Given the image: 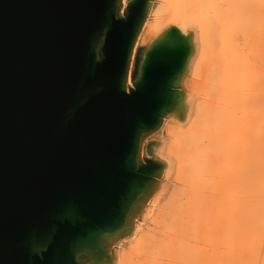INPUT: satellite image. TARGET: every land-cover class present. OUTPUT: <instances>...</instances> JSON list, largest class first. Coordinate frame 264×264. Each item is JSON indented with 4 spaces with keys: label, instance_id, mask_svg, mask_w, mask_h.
I'll return each mask as SVG.
<instances>
[{
    "label": "water",
    "instance_id": "95a60500",
    "mask_svg": "<svg viewBox=\"0 0 264 264\" xmlns=\"http://www.w3.org/2000/svg\"><path fill=\"white\" fill-rule=\"evenodd\" d=\"M150 1L0 0V264H112L158 189L194 46L170 29L128 90Z\"/></svg>",
    "mask_w": 264,
    "mask_h": 264
},
{
    "label": "bare ground",
    "instance_id": "6f19581e",
    "mask_svg": "<svg viewBox=\"0 0 264 264\" xmlns=\"http://www.w3.org/2000/svg\"><path fill=\"white\" fill-rule=\"evenodd\" d=\"M172 28L195 52L158 142L168 188L144 209L133 249L139 264H264V0H158L130 67Z\"/></svg>",
    "mask_w": 264,
    "mask_h": 264
},
{
    "label": "rangeland",
    "instance_id": "374dc122",
    "mask_svg": "<svg viewBox=\"0 0 264 264\" xmlns=\"http://www.w3.org/2000/svg\"><path fill=\"white\" fill-rule=\"evenodd\" d=\"M130 0H127V5L129 3ZM157 1L158 0H151L150 1V8H149V13L147 16L146 21L148 20V17L150 15V13L157 7ZM127 5L124 9V12L127 9ZM161 37H159L157 40L147 44V45H142L138 47V51L135 55V59L133 61L132 67L130 69V73L129 76L131 78V82L127 83V87L128 90L130 89H134V83L135 80L138 77V72H139V67L141 64V61L143 59V56L145 54V52L156 42L160 39ZM195 52V50H194ZM194 55V53H193ZM193 57V56H192ZM188 74H189V67H187V70L185 71V73L183 74L180 82L178 83V91L183 93V98L185 100L186 98V88H185V82L188 78ZM176 118V114L175 113H169L163 121L162 126L154 133L148 135L145 140L143 141V145H142V154H141V158L146 160V159H152V160H159V154H160V147L158 146V142L162 141L163 138H165V132H164V127L167 124V122L170 120H174ZM169 121V122H170ZM162 178L158 179V188H161V186H168L165 181H160ZM162 182V183H161ZM168 188V187H167ZM149 203V202H148ZM146 214V212H145ZM147 225L146 219L144 217V214L142 213L140 215L139 218H137L135 220V227L133 229V231L131 232V234L123 237L122 239H120L119 241H117L111 251L113 253V258H114V253L115 252H121L123 253V262L127 263V264H139L142 260H145V257L142 256L141 254H138L137 251L135 249H133V240L136 238L137 235V230L138 227H141L142 229H144L145 226H142V224ZM120 245V246H119ZM163 262H166V260H163ZM112 264H114V259L112 261Z\"/></svg>",
    "mask_w": 264,
    "mask_h": 264
}]
</instances>
